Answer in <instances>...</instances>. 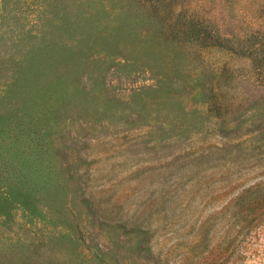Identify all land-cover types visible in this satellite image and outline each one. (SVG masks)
Here are the masks:
<instances>
[{"label":"rangeland","instance_id":"374dc122","mask_svg":"<svg viewBox=\"0 0 264 264\" xmlns=\"http://www.w3.org/2000/svg\"><path fill=\"white\" fill-rule=\"evenodd\" d=\"M0 264H264V0H0Z\"/></svg>","mask_w":264,"mask_h":264}]
</instances>
